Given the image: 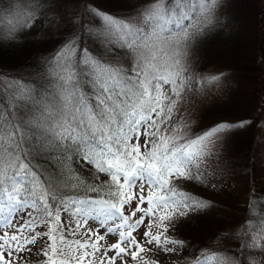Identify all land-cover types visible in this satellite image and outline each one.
<instances>
[{"label": "snow or ice", "instance_id": "snow-or-ice-1", "mask_svg": "<svg viewBox=\"0 0 264 264\" xmlns=\"http://www.w3.org/2000/svg\"><path fill=\"white\" fill-rule=\"evenodd\" d=\"M18 2L0 44L31 27L45 0ZM141 4L133 24L89 12L86 0L85 15L106 28L83 21L79 32L95 37L99 55L72 36L32 80L0 81V96L14 89L0 99V264L30 256L36 264H179L184 241L172 238L171 222L202 206L188 185L214 187L204 170L213 138L235 125L194 131L181 115L193 86L184 42L210 21L216 0ZM44 156L51 168L37 159ZM248 211L233 256L205 250L192 264H264L253 254L264 256V200ZM153 251L155 260L146 255Z\"/></svg>", "mask_w": 264, "mask_h": 264}, {"label": "trees", "instance_id": "trees-1", "mask_svg": "<svg viewBox=\"0 0 264 264\" xmlns=\"http://www.w3.org/2000/svg\"><path fill=\"white\" fill-rule=\"evenodd\" d=\"M67 1L73 0H45L36 12V17L43 15L41 21L43 24L36 35L29 37L26 34L25 38L21 36L10 44H0V74H6L8 78H17L22 83L32 80L38 70L46 68L43 62L60 51L72 36L76 37L78 48L87 47L93 53L100 54L101 50L96 47L95 37H90L87 31L79 32L82 22L78 24L69 22L67 25L54 28L48 26L55 21L52 15L53 10L59 6L60 2ZM94 1L104 2L106 6L102 8L87 0L88 9L95 7L108 13V8H115L116 18L121 21L135 24L139 19L137 14L142 6L140 0ZM83 2L85 4L86 0ZM216 5L224 14V19L217 21L218 23L212 27L206 25L208 22H204L205 27L194 33L197 40L192 36L190 43L185 45L186 41L184 42L185 48L193 45L195 58L190 59L189 56L183 58L187 67L185 75L193 82V86L185 90L184 102L186 103L182 104L184 111L181 115L185 118V129L194 131L221 123L235 125L216 136L223 138L230 133H240L238 140H241L243 147L241 160L239 159L236 164L233 163V153L228 158L231 160L230 166L236 169L241 178L246 179V197L244 202L239 203L240 205L231 200L227 203V199L216 192L217 189L188 185L199 193L202 206L189 210L187 215L176 217L171 222L172 238L184 241L182 252L185 259L182 264H192L194 257L205 250L222 249V256H233L238 251L235 245L239 242L234 237L240 231V226L250 216L248 211L250 202L254 199L264 200V184L256 174L258 167H256L255 157L257 138L262 133L258 129L259 122L261 125L264 124V0H216ZM20 7L18 0H0V28H6L10 19L15 20ZM124 10H136V14H131V19L134 21L119 17L126 15V13H120ZM83 17V21H86V17ZM245 21H250L251 26H247ZM89 24L84 25L85 29L95 28L102 31L106 28V24L96 16L91 27L88 26ZM249 41L254 44L252 50L249 49ZM109 59L119 58L109 57ZM48 71L58 73L60 67L48 68ZM213 77L216 79L213 80ZM52 78L49 76V79ZM0 81H2L1 75ZM215 82L221 83L223 89L221 95L224 97L215 99L218 103L207 105V99L218 96ZM12 91L14 89L8 88L2 96H7ZM189 103L195 105L192 110L188 108ZM241 121L247 123L241 125ZM257 158L260 159L259 155ZM37 159L45 167L53 166V161L47 160L46 156ZM244 160L248 162L244 164ZM204 170L208 181L213 183L211 168H208L206 164ZM217 203L226 211L227 209L238 211V223H229L226 219L213 214ZM254 212L252 223L256 224L259 222L260 215L258 211L254 210ZM74 238L80 237L77 235ZM255 251L253 250V254L256 260L264 259V256L255 255ZM30 258L27 264H36L37 258L34 256Z\"/></svg>", "mask_w": 264, "mask_h": 264}, {"label": "rangeland", "instance_id": "rangeland-1", "mask_svg": "<svg viewBox=\"0 0 264 264\" xmlns=\"http://www.w3.org/2000/svg\"><path fill=\"white\" fill-rule=\"evenodd\" d=\"M90 2L95 3L96 5L104 8L106 6V4L104 2H95L94 0H89ZM141 2V0H140ZM130 5H133L132 3H130ZM85 4L83 2V0H73V1H67L66 3H62L60 2L59 6L53 10L52 15L55 19L53 24H49L48 26L50 28H54V27H59V26H63V25H67L69 24V22H73L74 24H78L80 22H83V16H85L86 21H88L90 24L88 25L89 27H91V25L94 23V15H85ZM88 11L90 12L91 9H88ZM116 11L115 8H108L106 13L110 16H112L115 19L116 18V14L114 13ZM124 10L120 13L125 14L126 15H121L119 17L128 20V21H134L131 19V14H136V10L133 11H127ZM43 19V15H39L36 17L35 21H30L31 23V27L23 30L22 32H20L18 34V38L22 36V38H25L26 34H28V36H32V35H36L39 30H40V26L43 24L41 21ZM222 19H224V14H222L219 11L218 6H215L214 12L210 18V21L206 24V25H210L211 27L214 26L216 23H218L217 21H221ZM23 19H21L22 21ZM119 20V19H118ZM14 19H10L9 22H13ZM121 21V20H120ZM104 23V22H103ZM105 24V23H104ZM245 24L247 26H251V22L250 21H245ZM205 27V25L202 26V28H200L199 31H201L203 28ZM194 34V33H193ZM191 35L189 37V39L185 42V45L190 43L191 38L193 36V38L195 40L196 39V34ZM248 46L249 49L252 50L254 48V44H252L250 41L248 42ZM184 56L187 57L189 56L190 59L195 58V51L193 50V45L191 44V46H187L185 48V52H184ZM1 80L3 83H5L4 85H9L10 83V79L7 77L6 74L1 75ZM206 81V80H205ZM204 81V82H205ZM215 85H217L216 89H217V93L218 96L217 97H213V98H209L206 101L207 105H211L212 103H218L217 101H215V99H222V95L221 92L223 91L222 89V85L220 82H215ZM186 102H183V104ZM202 103V102H201ZM203 103L200 104V106L202 107ZM194 104H188V108L189 110H192L194 108ZM259 127L258 129L262 131L261 134H259L258 138H257V148H256V153H255V157H256V174L258 176V178H260L261 183L264 184V124L261 125V122H259ZM218 135H220V133H218ZM240 133H230L227 134L226 137L220 136L221 140L219 137H214V143L211 145V152L212 155L210 156V158L207 160V167L211 168L212 173H213V184L214 187H212V189H217L216 192H219L218 194L222 195L226 200L227 203H229V200L231 201H235L240 205L239 203H242L245 201V197H246V193H245V187H246V179L245 178H241L240 174L238 172H236V169H234L232 166H230L229 163H231L230 158H228V156L233 153L234 158H232V162L233 163H237V161L240 159L241 153L243 151V147L241 145V140H238ZM246 138V137H245ZM260 157V159H258L257 157ZM241 160V159H240ZM248 162V160H244V164H246ZM226 163H228L226 165ZM232 163V164H233ZM230 167V168H229ZM259 180V179H257ZM259 180V182H260ZM262 185V184H261ZM221 192V193H220ZM213 214L217 215L219 218H223L226 219L227 222L229 223H238V218H237V214L238 211H233V210H224V207L221 206L220 204H216L214 211L212 212ZM155 231V229H154ZM155 251V250H154ZM154 251L153 253H147V257L150 259L155 260L156 256L154 255ZM185 256L182 252V250L180 251V260H179V264H182V262L184 261ZM31 258H28V261H30ZM22 264V262H21ZM131 264H135V262H131Z\"/></svg>", "mask_w": 264, "mask_h": 264}]
</instances>
